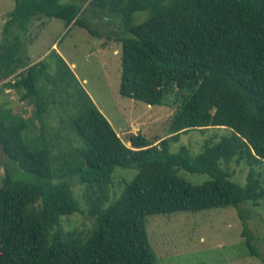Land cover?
<instances>
[{
	"label": "trees",
	"instance_id": "16d2710c",
	"mask_svg": "<svg viewBox=\"0 0 264 264\" xmlns=\"http://www.w3.org/2000/svg\"><path fill=\"white\" fill-rule=\"evenodd\" d=\"M41 16L119 42L121 95L149 105L181 96L168 135L131 133L127 145L59 52L30 61L24 37ZM0 83L30 100L40 123L28 136L32 118L0 107V147L19 171L5 167L0 184V264H156L148 215L264 198L254 171L264 164V0H14L2 25ZM50 102L67 117L56 130L77 137L66 152H53L58 132L46 137ZM209 126L231 133L198 153L171 150L182 133ZM232 160L249 166L244 185L230 179ZM117 167L133 175L109 198ZM184 172L208 178L193 182ZM72 179L84 186L93 218L86 231L61 224L82 211ZM242 225L249 254L262 258Z\"/></svg>",
	"mask_w": 264,
	"mask_h": 264
},
{
	"label": "rangeland",
	"instance_id": "374dc122",
	"mask_svg": "<svg viewBox=\"0 0 264 264\" xmlns=\"http://www.w3.org/2000/svg\"><path fill=\"white\" fill-rule=\"evenodd\" d=\"M13 6L14 0H0V40L2 25ZM24 43V51L33 62L43 58L52 49L59 52L127 145L130 144L127 138L131 133L140 132L148 138L156 139L168 135V122L177 105L182 103L181 96L175 97L171 92L165 95L161 104L149 105L121 95L119 42L95 37L77 25L68 28L56 17L41 16L32 21ZM83 78L86 80L82 81ZM0 107L2 110H9L12 117L21 115L32 118L34 127L27 132L28 136L39 132L40 123L34 116V104L30 100H21L16 91L3 87L1 83ZM48 110L44 113L48 130L46 137L58 132L61 137L53 138L52 141L56 142L53 152H66L77 143V137L67 129L56 130L60 121L66 126V113H57L52 108V102ZM229 133L231 129L227 126L192 129L173 141L171 150L176 151L181 145H187L193 153H198L206 140L216 142ZM12 163L0 147V184L5 175V167L14 176L19 175L17 167L14 163L12 166ZM226 168L232 173V181L245 184L248 165L243 161L232 160L227 163ZM254 171L264 183V164L254 166ZM184 173L193 182H203L208 178L205 173ZM132 175L133 170L117 167L110 184L109 198L117 196L124 182ZM72 180L73 193L78 198L82 211L62 216L61 224L65 229L86 231L92 226L93 218L87 211L84 186L76 179ZM239 210H242L243 218L239 215ZM242 220H245L251 242L258 247L262 258L249 254L245 245L246 235L242 233ZM146 231L156 264H264V198L257 201L245 200L238 207L227 205L198 211L151 214L146 217Z\"/></svg>",
	"mask_w": 264,
	"mask_h": 264
},
{
	"label": "crops",
	"instance_id": "0c3cea01",
	"mask_svg": "<svg viewBox=\"0 0 264 264\" xmlns=\"http://www.w3.org/2000/svg\"><path fill=\"white\" fill-rule=\"evenodd\" d=\"M85 80H86L85 78L82 79V81H85Z\"/></svg>",
	"mask_w": 264,
	"mask_h": 264
}]
</instances>
